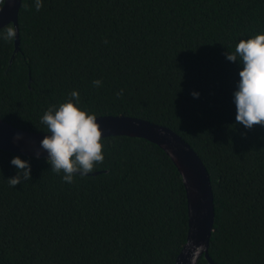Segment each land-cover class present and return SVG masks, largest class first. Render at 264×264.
I'll list each match as a JSON object with an SVG mask.
<instances>
[{
	"label": "trees",
	"instance_id": "16d2710c",
	"mask_svg": "<svg viewBox=\"0 0 264 264\" xmlns=\"http://www.w3.org/2000/svg\"><path fill=\"white\" fill-rule=\"evenodd\" d=\"M42 3L37 11L35 0L21 1L18 51L14 39H0V118L47 132L44 112L75 90L78 106L96 117L171 128L210 177L211 259L264 264V126L236 122L242 65L226 59L240 40L264 34V0ZM102 142L103 163L71 184L47 158L0 148V264L174 263L188 232L177 167L145 138ZM17 156L30 163L31 180L14 188L7 180L17 175Z\"/></svg>",
	"mask_w": 264,
	"mask_h": 264
},
{
	"label": "clouds",
	"instance_id": "9594fccd",
	"mask_svg": "<svg viewBox=\"0 0 264 264\" xmlns=\"http://www.w3.org/2000/svg\"><path fill=\"white\" fill-rule=\"evenodd\" d=\"M14 3L15 0H8ZM4 0H0V6ZM36 10L43 7L42 0H35ZM3 7H0V12ZM16 37V30L9 25L0 31V39L12 41ZM106 42V41H105ZM226 59L242 65L239 72L240 80L238 90L234 93L236 105V122L248 129L255 125L264 126V34H258L247 40H240L233 52H227ZM94 87H101L102 81L93 80ZM194 97L198 93L193 92ZM123 96V90L117 93ZM71 99L67 102L51 105L41 117V123L47 127L46 135L41 141V148L47 151V162L51 164V171L56 174L63 172L62 180L66 183H74V176H86L94 171L97 163L104 161V144L102 142V130L97 123L95 114L82 110L80 95L73 90ZM75 101V103L73 102ZM19 135L16 139H19ZM37 150L36 158L40 157ZM11 164L17 169V175L7 180L10 187H14L23 181L31 180V165L20 157H14ZM191 247V242H189ZM203 250V245L194 248L191 264H195L196 256Z\"/></svg>",
	"mask_w": 264,
	"mask_h": 264
},
{
	"label": "water",
	"instance_id": "95a60500",
	"mask_svg": "<svg viewBox=\"0 0 264 264\" xmlns=\"http://www.w3.org/2000/svg\"><path fill=\"white\" fill-rule=\"evenodd\" d=\"M21 1L9 3L4 0L1 6L3 11L0 12V29L11 23L16 30L15 52L19 50L18 12ZM96 119L102 130V138L119 135L145 138L162 148L177 167L186 191L188 232L173 264H191L194 248L200 245H203V250L196 256L195 264L201 257L210 264H216L208 251L214 224L213 191L208 171L194 149L171 128L142 118L104 115ZM18 135L20 138L16 139ZM46 135L50 133L23 130L0 118V148L3 150L33 157L39 150L40 158H47V151L41 148V141Z\"/></svg>",
	"mask_w": 264,
	"mask_h": 264
}]
</instances>
